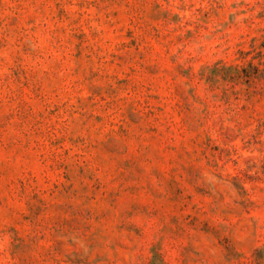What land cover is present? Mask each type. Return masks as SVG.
<instances>
[{
    "label": "rangeland",
    "instance_id": "obj_1",
    "mask_svg": "<svg viewBox=\"0 0 264 264\" xmlns=\"http://www.w3.org/2000/svg\"><path fill=\"white\" fill-rule=\"evenodd\" d=\"M0 264H264V0H0Z\"/></svg>",
    "mask_w": 264,
    "mask_h": 264
}]
</instances>
